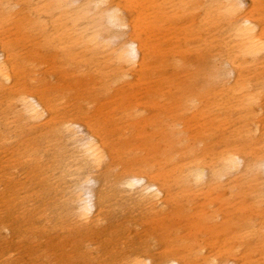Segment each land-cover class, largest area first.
<instances>
[{"label": "bare ground", "instance_id": "bare-ground-1", "mask_svg": "<svg viewBox=\"0 0 264 264\" xmlns=\"http://www.w3.org/2000/svg\"><path fill=\"white\" fill-rule=\"evenodd\" d=\"M10 1L2 0L0 13V215L9 217L0 221V264H19L9 252L25 239L36 247L33 260L49 263L45 237L70 238L83 264H250L249 254L264 255V0H42L22 17L12 15ZM55 12L60 18H53ZM12 19L18 31L55 44L77 74L92 61L95 77L108 87L147 71L151 54L159 52L149 36L138 33L148 19L158 30L170 20L184 21L172 37L174 46L160 49L174 71L184 67L186 55L206 63L212 85L186 96L181 110L189 119L172 124L178 142L198 141L179 150L178 159L168 155L158 170L144 161L111 158L107 140L75 109L64 107V96L46 89L32 59L24 62L32 72L29 84L20 82L18 57L3 29ZM101 20L117 36L103 34ZM193 119L203 120L198 136L188 129ZM210 139L222 144L208 147ZM196 142L205 146L197 149ZM226 191L240 204L252 200L255 208L242 215L245 230L233 253L175 241L157 255L146 231L133 242L137 220L182 214L192 209V198L203 197L192 211L203 225L223 219L211 197ZM247 205L243 211L251 209ZM102 236L112 238L104 247Z\"/></svg>", "mask_w": 264, "mask_h": 264}, {"label": "rangeland", "instance_id": "rangeland-1", "mask_svg": "<svg viewBox=\"0 0 264 264\" xmlns=\"http://www.w3.org/2000/svg\"><path fill=\"white\" fill-rule=\"evenodd\" d=\"M40 1L42 0H11L10 2L14 4L11 13L15 15L20 12L19 17L27 16L28 8L34 7L35 3ZM1 2L2 0H0V13L4 8ZM88 2L90 0H78V3ZM88 15L91 16V12ZM53 18H60V14L55 12ZM103 21L101 20L103 34L108 37L117 36V32ZM183 22L170 20L165 27L158 30L159 24L148 19L138 33L141 38L149 36L151 43L156 45L159 52L151 54L147 71L139 73L138 76L119 80L110 87L102 86L101 79L95 77V64L91 63L92 61L82 67V73L77 74L71 65L65 64L63 53L55 47V44L45 42L42 37L32 32L24 34V31H18L13 19L6 20L3 29L7 32L8 47L18 57L16 61L19 71L16 75L21 79L22 84H29L32 72L24 62L32 59L36 65L34 71L37 70V74H41L40 78L44 79L46 89L53 95L64 96L67 102L64 107L75 109L82 119L89 122L107 140L111 149L109 150L112 154L111 158L116 160L121 157V162L125 164L144 161L153 170H158L165 166L168 155L175 153V158L178 159L181 149L198 141L193 139L188 143L178 142L175 133H172V129L175 132L176 126L173 128L172 124L177 123L178 119H186V121L189 119L188 112L181 110L186 96L196 94L200 89L203 90V87L212 85V78L207 79L210 82L206 84V63L196 61L192 55H186L184 67L174 71L167 65L168 57L162 56L163 51L160 46L170 48L174 46L172 37L179 32ZM165 35L168 36L163 38ZM49 92L44 94L50 95ZM3 107L0 108L1 111ZM201 123H203L201 119L198 123L195 119L190 120L188 129L192 135L198 136ZM15 140L12 142L14 143ZM207 143L208 147H217L218 144H222V140L210 139ZM196 146L197 149H202L205 142L197 143ZM177 151L179 152L176 154ZM120 167L111 171L109 181L114 179ZM20 170L19 173L24 171L21 168ZM34 183L37 181L32 182ZM41 189L42 187L38 186L37 190ZM192 200L194 204L191 210L186 211L187 213L175 214L159 221L137 220L131 225V229L136 230L131 235L134 238L133 242H137V237L146 231V234L152 237L157 255L164 249H169L170 244L175 241L185 245L212 244L216 250L221 249L223 254L233 253L236 250V237L245 230L242 227V215L247 216L254 211V204L251 203L253 201L248 200L240 204L241 199H236L234 192L213 193L211 207L219 213L222 212L224 218L222 219L221 216L210 225H203L196 217L197 213L194 214L203 197ZM247 204L251 205V209L243 211ZM0 218V221L9 220L6 213L0 215ZM22 223L21 219L16 222L18 225ZM104 233H108V230ZM54 234L59 235L57 232ZM39 236L42 237L41 234ZM110 239L112 238L106 239L102 236L98 239L101 242L99 245L104 247L105 240ZM69 240L70 238L62 241L47 240V237L41 239L45 247L43 252L49 255V263L33 260L30 253L36 250V247L29 248L30 244L26 239L14 245V251L10 250L9 253L12 259L20 260L19 264H83L84 259L78 250L79 245L68 244ZM238 250L243 253L244 245ZM248 262L264 264L263 253L260 250L254 251L249 254Z\"/></svg>", "mask_w": 264, "mask_h": 264}]
</instances>
